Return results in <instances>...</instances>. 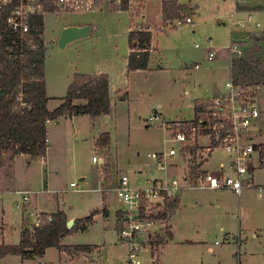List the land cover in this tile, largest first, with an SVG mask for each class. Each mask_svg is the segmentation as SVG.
I'll return each instance as SVG.
<instances>
[{
	"label": "rangeland",
	"instance_id": "374dc122",
	"mask_svg": "<svg viewBox=\"0 0 264 264\" xmlns=\"http://www.w3.org/2000/svg\"><path fill=\"white\" fill-rule=\"evenodd\" d=\"M164 1L168 0H131L128 9L106 4L96 11L54 8L43 13L48 108L62 103L78 74L97 73L108 75L111 108L96 117L50 120L44 156L21 154L0 167V244L20 243L23 226L33 228L41 212L60 210L68 221L94 214L86 228L76 227L62 237L68 252L50 247L43 264H126L128 249L119 240L117 223V212L125 205L113 189L123 174L132 180L140 177L143 184L176 177L185 185L190 163H202L201 171L220 177L234 174L229 168L232 158L222 148L210 151L209 158L203 151L204 161L199 156L189 160L195 143L174 138L175 122L192 121L198 105L229 92L227 83L233 80L229 46L233 36L241 35L237 21H247L251 14L253 22L243 33H263L264 0H172L184 6L182 17L193 18V24L182 25H177V17H163ZM74 24L96 28L89 37L59 47L62 29ZM132 29L152 33L145 69L128 68ZM254 43L253 37L248 49ZM196 63L200 67H194ZM256 105L260 116L248 132L256 148L244 177L255 184L241 195L229 188L184 189L178 207L169 214L173 235L167 234L163 221L159 223L155 246L146 240L143 264H153L152 257L159 264H264V90L257 94ZM155 112L160 118L151 121ZM104 133L110 140L101 146L98 141ZM172 147L177 154L168 156L160 168L151 154ZM22 192H29L30 199L25 201ZM84 245L91 249L78 248ZM0 264H39V259L8 255L0 257Z\"/></svg>",
	"mask_w": 264,
	"mask_h": 264
},
{
	"label": "built area",
	"instance_id": "2783aa9c",
	"mask_svg": "<svg viewBox=\"0 0 264 264\" xmlns=\"http://www.w3.org/2000/svg\"><path fill=\"white\" fill-rule=\"evenodd\" d=\"M125 0H0V53L1 46L8 44L7 49L10 57L23 56L27 46L34 47V38L30 35L35 15L43 14L49 9L59 8L67 11H96L108 6L120 7ZM131 0H129L130 2ZM253 22L250 14L247 21H237V31H244ZM191 16L177 18V25L193 24ZM259 27L260 23H256ZM255 35L245 32L241 37H232L229 51L232 59L241 58L245 55L250 41ZM212 60L213 56H209ZM189 66V65H187ZM194 67H200L196 63ZM1 68V61H0ZM2 75L0 74V80ZM229 92L221 97H214L205 104L202 117L198 123L187 119L175 122L176 130L174 138L179 142L192 141L196 143L200 138L209 141L208 149L216 148L225 150L232 158L229 168L233 175L226 174L223 177L209 172L199 174V185L192 187L202 188H229L241 195L243 189L251 187L254 182L251 178L245 179L250 171L249 167L255 151V144L251 141L249 129L256 124L260 111L256 105V97L264 90V83L243 86L236 84L235 77L230 83ZM15 109H22L29 104L24 99L22 88L16 97ZM159 113L151 115L150 120L159 119ZM178 150L172 147L168 152L152 153L160 168L164 165L167 157H173ZM94 156L93 161H97ZM225 170V169H224ZM245 180V184H244ZM71 185H76L72 182ZM188 188L176 177H165L155 181L142 183L139 178L131 179L130 175L123 174L113 188L119 203L125 205L122 210L120 237L127 246L128 254L126 264H143L142 252L150 242L154 228L162 222L160 216L167 203L174 200L181 192ZM261 191L262 188L259 187ZM24 193V200H29V192ZM43 214H38L36 224L43 220ZM52 219L51 216L48 218ZM229 238V235H227ZM147 240V241H146ZM151 263L156 264L154 257ZM241 264V263H240Z\"/></svg>",
	"mask_w": 264,
	"mask_h": 264
},
{
	"label": "trees",
	"instance_id": "16d2710c",
	"mask_svg": "<svg viewBox=\"0 0 264 264\" xmlns=\"http://www.w3.org/2000/svg\"><path fill=\"white\" fill-rule=\"evenodd\" d=\"M129 0L118 9H128ZM52 10V9H49ZM163 17L166 20L179 18L183 14L184 6L176 1L163 2ZM43 14L35 15L30 35L34 38L35 46H27L23 56L10 57L8 44L1 46L0 61V163L5 154L10 157L28 154L33 158L42 157L48 149V121L62 116L89 114L96 117L108 114L111 108L110 83L107 74H78L71 84L62 103L55 109L48 108V96L45 83L44 56L45 45L42 38L44 32ZM152 33L149 29H132L129 32L130 53L128 68L130 70L145 69L149 65V44ZM252 49H247L245 55L233 60V76L236 84L250 86L264 83V32L254 36ZM29 106L15 109L16 97L20 89ZM85 100L83 103L75 102ZM204 104L195 108L194 123H198V114L203 112ZM110 134L104 133L98 143L101 146L109 144ZM175 201L167 203L173 208ZM43 220L33 228L24 227L21 241L18 244H0V257L20 255L27 259L40 258L49 247H57L62 251H69L67 245L62 244V237L69 234L76 227L86 228L93 220L89 215L77 219L74 228H68V218L62 211L51 214L43 213ZM49 216L52 217L49 220ZM166 213L163 214V217ZM84 251L91 249V245L78 246Z\"/></svg>",
	"mask_w": 264,
	"mask_h": 264
},
{
	"label": "crops",
	"instance_id": "0c3cea01",
	"mask_svg": "<svg viewBox=\"0 0 264 264\" xmlns=\"http://www.w3.org/2000/svg\"><path fill=\"white\" fill-rule=\"evenodd\" d=\"M239 33H241V35H236V37H241L244 33L242 32V31H239ZM257 35V34H256ZM129 53H130V51H129ZM187 66V65H186ZM232 66H233V59H232ZM188 67V66H187ZM232 70H233V67H232ZM234 71V70H233ZM234 73V72H233ZM97 74H100V73H97ZM92 75H94V74H92ZM234 75V74H233ZM109 83H110V80H109ZM111 100V99H110ZM194 119V118H193ZM48 123H49V121H48ZM208 144H209V141L206 139V138H200L195 144H194V146H191L192 147V149H191V152L190 153H188L187 155L189 156V160H192V159H194V160H196L197 158H198V156L200 157V158H202L203 159V161H204V159H205V155L202 153L203 151H205V150H207L209 153H207V155H208V158L211 156L210 154H211V152H210V150L208 149ZM21 155V154H20ZM20 155H16L15 157H13V158H11L7 153L5 154V157H4V159H3V161H1V163H0V167L2 166V165H4L5 163H6V165H7V161H12V160H14L16 157H18V156H20ZM206 155V156H207ZM191 164V167H190V169H189V173L185 176V178H184V180H185V182H187V184H186V186H188V188H195V187H192V185H199V174L201 173V172H208V171H201V169H200V166L202 165V163L201 164H195V163H190ZM220 168L222 169V170H224L225 168H226V164L225 163H221V165H220ZM251 168V165H250V167H249V169ZM2 169V168H1ZM212 174H214V173H212ZM215 175H218V174H215ZM86 177H82V178H80V180H84ZM137 178H139L140 180H141V178L140 177H137ZM154 181L155 180H158V179H153ZM142 181V180H141ZM148 181H152V180H148ZM254 182V181H253ZM72 184V183H71ZM113 184V183H112ZM116 184V183H115ZM255 184V183H254ZM197 187H199V186H197ZM260 187L262 188V186L260 185ZM114 188V187H113ZM202 188V187H201ZM187 189V188H186ZM210 189H214V188H210ZM263 189V188H262ZM260 191V190H259ZM262 191V190H261ZM260 191V192H261ZM183 192V191H182ZM181 192V193H182ZM30 197V196H29ZM30 199V198H29ZM180 195H178L175 199H174V201H175V205L173 206V208H169L167 205H166V207H165V209H164V211L162 212V215L160 216V219H161V221H163V223H162V225L164 226V225H166V227L168 226L169 227V229L167 230V234L169 235V236H172L173 235V231L171 230V227H172V225H171V223H170V220H171V218H170V211H171V209H173L174 211L176 210V208L178 207V205H179V202H180ZM174 211L172 212V213H174ZM42 214L44 213L45 214V212H41ZM164 213H166V216L165 217H163V214ZM48 214H51V213H48ZM121 216H122V211H118L117 212V223H118V228H119V230H118V235H119V240L123 243V241H122V239H121V237H120V229H121ZM70 219H73L74 221L75 220H77V218H75V217H72V218H70ZM161 223V222H160ZM159 226V225H158ZM24 227H26V226H23V229H24ZM158 229V227H155L154 228V230H157ZM22 229V230H23ZM153 230V232L151 233V239H150V243H151V245L152 246H155V243H153V239H154V237H156V232ZM22 233V232H21ZM20 238H21V236H20ZM20 241H21V239H20ZM63 244V243H62ZM124 244V243H123ZM64 245H66V244H64ZM97 246V245H96ZM126 246V245H125ZM127 247V246H126ZM50 248V247H49ZM49 248H47L46 249V251H45V253H44V255L42 256V257H40V258H38L39 259V264H43V260H44V257H45V255H46V253H47V250L49 249ZM153 248V247H152ZM211 250H213V248L211 247L210 248ZM62 251V250H61ZM87 252V251H86ZM69 254V253H68ZM156 264H159L158 263V261L156 260Z\"/></svg>",
	"mask_w": 264,
	"mask_h": 264
},
{
	"label": "water",
	"instance_id": "95a60500",
	"mask_svg": "<svg viewBox=\"0 0 264 264\" xmlns=\"http://www.w3.org/2000/svg\"><path fill=\"white\" fill-rule=\"evenodd\" d=\"M96 28V26L91 24H85V25H68L64 27L60 33L58 44L59 47L65 48L68 46V44L83 39L86 37H89L92 33V31ZM74 225V220L70 219L68 221V228H72Z\"/></svg>",
	"mask_w": 264,
	"mask_h": 264
}]
</instances>
